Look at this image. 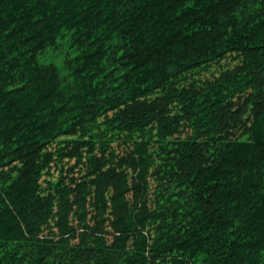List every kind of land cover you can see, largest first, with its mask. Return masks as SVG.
Returning <instances> with one entry per match:
<instances>
[{"label":"trees","instance_id":"obj_1","mask_svg":"<svg viewBox=\"0 0 264 264\" xmlns=\"http://www.w3.org/2000/svg\"><path fill=\"white\" fill-rule=\"evenodd\" d=\"M0 264H264V0H0Z\"/></svg>","mask_w":264,"mask_h":264}]
</instances>
